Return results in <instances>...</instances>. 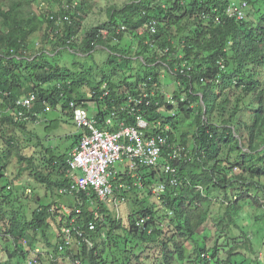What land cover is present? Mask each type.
<instances>
[{
  "label": "trees",
  "instance_id": "16d2710c",
  "mask_svg": "<svg viewBox=\"0 0 264 264\" xmlns=\"http://www.w3.org/2000/svg\"><path fill=\"white\" fill-rule=\"evenodd\" d=\"M48 1L54 3L42 10L33 9L40 0H0V90L9 92L0 103V264H22V239L44 250L63 243L58 231L71 226V218L93 243L75 233L65 247L66 264H225L230 259L219 252L223 236V245L235 240L231 256L239 246L256 252L249 234L264 248V0H247L240 19L229 17L227 7L241 0H125L110 3L107 19L89 26L84 20L93 0H79L76 7ZM98 47L108 54L107 71L95 60L60 59L62 50L92 57ZM30 92L36 101L26 112L29 119L16 120L15 98ZM129 95L142 102L129 103ZM71 100L110 131L120 122L135 124L132 105L150 124L146 136L167 137L159 165L113 180L127 186L117 187V196L142 194L128 215L117 216L92 189L61 192L71 188L74 145L58 153L37 131L38 124L53 129L55 120L44 116L47 105L59 106L72 120ZM30 124L38 125L35 131ZM79 137L72 136L76 144ZM10 158L18 164L13 178ZM167 163L177 170L176 184L169 182ZM24 172L57 198L31 199L37 188L32 182L25 186L30 193H19L15 181ZM159 182L166 188L157 199L150 187ZM209 220L211 242L198 233ZM48 254L41 263L57 264Z\"/></svg>",
  "mask_w": 264,
  "mask_h": 264
},
{
  "label": "built area",
  "instance_id": "2783aa9c",
  "mask_svg": "<svg viewBox=\"0 0 264 264\" xmlns=\"http://www.w3.org/2000/svg\"><path fill=\"white\" fill-rule=\"evenodd\" d=\"M62 7H68L69 4L76 7L79 0H62ZM247 5V0H241L240 3L233 7L227 8V13L230 17L243 18L242 9ZM61 18H57L60 22ZM124 27H122L123 29ZM143 28H139L142 32ZM151 32H155L154 25L151 24ZM106 34V30L102 31ZM148 94L144 92L142 97H147ZM9 92L0 90V103L2 99H7ZM129 103L133 102L140 104L141 97L129 95ZM36 101V94L30 92L15 98V105L17 106L16 120H28L29 116L26 112L31 111L33 103ZM148 103V102H147ZM129 113L135 118V124L126 125L120 122V128L117 131H110L101 128L97 119L89 114V111L77 105L74 100L69 101V109L71 110L72 121L80 135L76 146L71 150L68 159L69 169L68 177L72 182L69 190L61 189V192H68L72 194L74 191L84 192L92 189L99 200L107 206L108 209L115 212L117 216L121 213V207L125 203V198L120 197L115 193L117 187L127 189L124 183L115 185L113 180L117 178L118 174H126L136 177L137 170L140 167L157 166L160 163L162 153L168 140L162 133L146 136V131L149 129V122L135 110V107L129 105ZM45 112L51 110L50 105L45 107ZM1 114V110H0ZM170 158H176L178 151L175 150L169 154ZM123 163V168L119 171L115 170L116 163ZM126 162V163H125ZM125 163V164H124ZM165 172L171 177L169 182L177 183V170L174 166L166 164ZM8 176V173L5 172ZM166 185L163 182L153 184L150 187L152 196L160 199L162 193L165 192ZM30 192V189H26ZM66 212L71 210L65 207ZM97 214V213H96ZM101 215V214H100ZM103 219V217L101 216ZM143 220H141L142 224ZM74 223V222H73ZM71 224L69 227H63L62 231L68 241L71 229L77 231L81 236L82 231L76 228V225ZM94 228V223H90V229ZM26 240L24 239V243ZM62 248V247H60ZM33 259L29 260L31 264Z\"/></svg>",
  "mask_w": 264,
  "mask_h": 264
},
{
  "label": "rangeland",
  "instance_id": "374dc122",
  "mask_svg": "<svg viewBox=\"0 0 264 264\" xmlns=\"http://www.w3.org/2000/svg\"><path fill=\"white\" fill-rule=\"evenodd\" d=\"M93 1L96 2V6H93L92 7L93 10L89 11V13L87 14V17L84 20V24H85L84 26L98 25V23L105 21L107 19V14L105 13L107 6L110 3L112 4L116 3V5H121L124 3L125 0H93ZM40 2L41 4L40 5L35 4L33 9L39 6V8L43 10L46 7H48L49 3L50 4L54 3V1H48V0H44V1L40 0ZM60 54H61L60 59L61 60L63 59V61L66 60L69 63L76 60L78 62L79 61L86 62L87 63L86 65H90L92 64V61L95 60L94 63H97L98 65L103 67V69H106V71L109 70L110 68V66L105 63L108 54L106 53V51H103L101 47H98V49L92 53L93 54L92 57L83 56L80 53L68 52L66 50H62ZM70 66L74 68L72 65ZM94 70L98 71L97 68H94ZM169 87L174 88V85L170 83ZM85 91H89V88L86 87ZM168 94L170 95V93ZM44 116L45 118L49 120L51 119L55 120V122L53 123L54 126L52 130H49V129L45 130L41 124H38L39 126L36 124H30V129L34 130L38 126L39 131H37V134L40 135V137L43 139L44 145L55 148L58 153H62L66 150H70V140L67 139L65 135L70 134V132H74V130L76 129L75 125H73L74 124L73 121L70 120L69 117L67 116L65 117L63 111H61L59 106L57 108L47 111ZM32 138H33L34 143L38 140L37 137L35 138V136H33ZM8 166H9V169L13 171V174L9 175V177L10 178H13L14 176L16 177L18 173V170H17L18 164L16 163V158H10V162ZM122 168H123V163L117 162L115 164L116 171H119ZM30 182H32L34 185L37 186L36 189H32V191L34 192V195L31 197V199L32 198L34 199L37 194H39L42 197V202H48L50 200L57 198L50 191H46V189H44L42 186H40L39 184H36V182L32 180V178L29 176L27 172H24L21 175V177L15 181L14 187L15 189H18L19 193L21 192L22 189H24V191L27 193V190L25 189L27 187H32L29 185ZM141 196L142 194L140 192L139 193H136L134 191L128 192L127 197H124L126 200L123 206L121 207V213L124 211L125 215H128L131 209L137 205V202H138L137 198H141ZM31 199L29 201H31ZM149 200H153V197L151 195L149 197ZM124 219H126V217H124ZM244 221L246 222L247 219ZM240 222H243V221H240ZM255 226L261 227L259 226V223H255ZM214 229H215L214 222L212 220H209L208 222H206L199 228L198 233L200 236L207 237L208 241L211 242L213 241L212 232ZM237 231H238L237 233H240L239 230ZM248 237L249 239H252V240L254 239V236L252 234H249ZM222 238H225V237L223 236ZM222 238L219 243L222 245L219 252L221 255L225 256L223 260L226 261L227 259H230L226 261L225 264H264V253H263L264 248L259 247V245H256V243L254 244L252 240L249 242V244L253 249L254 247H256L254 249L256 250V252L253 253L250 249H244V247L239 246L240 248L236 249L238 251H231V253L234 254V255L232 254L231 256L230 249L235 246V242H234L235 240H233L234 238L225 239L224 245H223ZM240 239L242 240L243 238L241 237ZM147 253L148 252L145 251L144 255L141 258H144V256ZM221 263L223 262H219V263L217 262V264H221ZM174 264H188V262H184V263L175 262Z\"/></svg>",
  "mask_w": 264,
  "mask_h": 264
},
{
  "label": "clouds",
  "instance_id": "9594fccd",
  "mask_svg": "<svg viewBox=\"0 0 264 264\" xmlns=\"http://www.w3.org/2000/svg\"><path fill=\"white\" fill-rule=\"evenodd\" d=\"M51 110H52V108H51ZM27 193H30V192H27ZM63 208L65 210V206H63ZM67 213H71V211L70 212H67ZM70 221H71V223H73L74 219L71 218ZM67 224L61 225L60 230L58 232H60L63 235V243H57V244H55L56 245V246H54L55 248L52 247V248H49L48 250H46V249L44 250L43 248H40L39 246H34L33 248H29V246H26L27 239H25L26 240L25 243H24V239H22V241L24 243V250L27 252L26 253V256H25V260L22 262V264H28L29 260H31V259H33V261H32L31 264H42L41 263V258L44 255H46V251H49V254L48 255L50 257V261L51 262H55L57 264H66V262H68L67 261V256L68 255L65 254V252H64L65 251V247L74 240V234L75 233L78 236V238L80 240H83L87 245H89V246L92 245L93 242L91 240L82 238V235L80 236L77 231H74V229H71L72 231H71L70 237H69V239L67 241L66 240V237H65V234L62 231V228L63 227H69ZM60 247H62V248H60Z\"/></svg>",
  "mask_w": 264,
  "mask_h": 264
},
{
  "label": "crops",
  "instance_id": "0c3cea01",
  "mask_svg": "<svg viewBox=\"0 0 264 264\" xmlns=\"http://www.w3.org/2000/svg\"><path fill=\"white\" fill-rule=\"evenodd\" d=\"M88 108H90V109H94V105L91 103V102H88ZM63 115V114H62ZM66 117V116H65ZM70 119V118H69ZM71 120V119H70ZM74 125V124H73ZM78 133V131H77V129H75L74 130V132H70V134H66L65 135V137L67 138V139H69L70 140V145L72 146V145H76V143H75V140H74V138H72V136L73 135H75V134H77ZM71 136V137H70ZM74 146H72V149L74 148Z\"/></svg>",
  "mask_w": 264,
  "mask_h": 264
}]
</instances>
